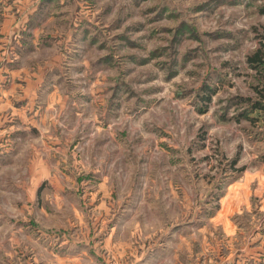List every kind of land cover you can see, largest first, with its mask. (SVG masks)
<instances>
[{
    "label": "rangeland",
    "instance_id": "374dc122",
    "mask_svg": "<svg viewBox=\"0 0 264 264\" xmlns=\"http://www.w3.org/2000/svg\"><path fill=\"white\" fill-rule=\"evenodd\" d=\"M262 7L0 0V86L17 48L33 76L31 110L0 111V264L121 263L102 257L111 224L124 254L175 235L180 264H264V120L243 116V99H255L245 59L264 38ZM231 179L242 194L227 244L219 227L200 228Z\"/></svg>",
    "mask_w": 264,
    "mask_h": 264
},
{
    "label": "crops",
    "instance_id": "0c3cea01",
    "mask_svg": "<svg viewBox=\"0 0 264 264\" xmlns=\"http://www.w3.org/2000/svg\"><path fill=\"white\" fill-rule=\"evenodd\" d=\"M22 44L24 45L23 42ZM25 51L26 50L24 48L22 49L17 48V52H15L13 56L5 59L4 67H6V69L2 71V74L5 73L8 76V78L11 79V82L9 83L8 87L3 88L0 86V107L1 106L3 107V105H5L7 107H10V110H11L12 109L11 104L17 105L19 104L17 102H22L23 106L24 105L28 106L26 111L31 110L33 98L31 99L29 98V88L33 87V83L30 82L31 81L30 79H33V76H31L27 72L28 69H24L20 67V65L17 63V60L20 58V55ZM6 75H5V78L7 77ZM0 76H3V75H0ZM19 81H23L24 85L21 86L18 83ZM4 82L5 80L2 82V84H4ZM20 86L23 88L22 96L18 98L15 95V93L17 89H20L21 91ZM2 107L0 111L2 110ZM24 112L25 110H22V109L17 113L13 111L11 116H15L16 114H19V113L22 116V113ZM1 118L2 117L0 115V119ZM237 181L238 180L231 179L229 184L225 186L221 199L219 200V210L216 212L214 217L210 218L209 220L204 221L202 228H200V229H203L205 232L208 228L210 229L212 227H219L220 229H222V232L224 235L223 240H225V243L227 244L231 243L234 240V236L237 231V227L232 222L229 221V217H231L232 214L239 213L240 211L239 203L236 202L235 200V198L239 197L237 196L238 190L236 188L239 187L240 184H238ZM261 204H262V208H264V196H263V199L261 200ZM98 208L99 209L102 208V205L98 204ZM249 209H250V205L247 202V205L243 206V210L248 211ZM223 217H226L227 219L225 222H221ZM218 218L219 220L216 221V219ZM101 226H103V223ZM119 227L120 226H117L116 224H111L110 226H108V229L106 231L107 234H105V237L101 240L103 243V247H104V248L102 247V251L103 252L106 251L103 253L104 255H102L103 258L105 255H107V257H110L109 259H107L109 261H122L121 263H117V264H125L124 262L126 261V257L129 262L131 258H133L136 261V263L140 262L142 264H180L179 261L181 262L182 259L180 255V248L178 247L179 245L173 244L176 241L174 239L175 235L172 236L170 246L167 243L165 244L164 240H161V239H159L157 243L153 242V245L157 247V250H155L154 252L153 251L149 252V249H148L149 245L147 241H144V243L140 245V250H141L140 253L137 254V256L136 255L133 256L132 253H130V251H128L127 254H124L127 247L124 246L125 243L121 239L123 240L125 239L122 238V236L120 237L121 239H119L116 236L118 233L117 229H120ZM121 227H122V230H124L126 228V224H123V226ZM101 228H102V231L106 229L104 226ZM203 238H204V242L207 241L210 244H212V241L214 240V238H212V235H204ZM100 245H101V242L97 244V247H100ZM116 246H119V250H114ZM122 246L124 247L121 250L120 247ZM227 249H229L228 251L229 254L227 255L226 259H228L231 256L230 254L231 249L230 248H227ZM190 255L194 258V255L191 254L190 250H187V261H189Z\"/></svg>",
    "mask_w": 264,
    "mask_h": 264
},
{
    "label": "trees",
    "instance_id": "16d2710c",
    "mask_svg": "<svg viewBox=\"0 0 264 264\" xmlns=\"http://www.w3.org/2000/svg\"><path fill=\"white\" fill-rule=\"evenodd\" d=\"M260 13L264 15V7L260 9ZM245 60L248 68L254 72L255 82L251 85V89L255 94V99H243V102L248 106L243 116L246 114L249 116L258 114V116L249 117V119L252 122H256L258 117L261 116L258 120L262 123L264 119V38L259 43L258 47L246 56ZM203 100L206 102L209 101L210 95H204Z\"/></svg>",
    "mask_w": 264,
    "mask_h": 264
},
{
    "label": "built area",
    "instance_id": "2783aa9c",
    "mask_svg": "<svg viewBox=\"0 0 264 264\" xmlns=\"http://www.w3.org/2000/svg\"><path fill=\"white\" fill-rule=\"evenodd\" d=\"M264 120V119H263Z\"/></svg>",
    "mask_w": 264,
    "mask_h": 264
}]
</instances>
